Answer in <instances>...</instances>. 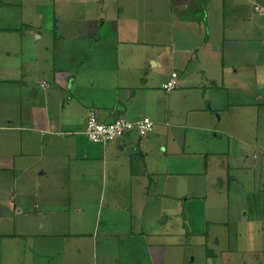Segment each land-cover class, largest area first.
<instances>
[{
	"label": "crops",
	"instance_id": "crops-1",
	"mask_svg": "<svg viewBox=\"0 0 264 264\" xmlns=\"http://www.w3.org/2000/svg\"><path fill=\"white\" fill-rule=\"evenodd\" d=\"M226 2L102 0L99 10L111 4L110 11L87 19L90 58L77 46L66 55L61 44V67L50 28L42 32L36 20H24L29 3L22 5V26H0V264H44L49 241L61 242L58 264H163V238L179 235L168 212L184 213L188 200H178L186 181L175 170L177 157L194 148L208 157L196 132L208 129L210 96L217 94L205 87L221 83L225 108L230 88L252 90L246 70L261 95L264 41L241 36L242 10ZM12 4L0 0V19L3 10L10 17ZM107 21L115 29L102 35ZM243 53L254 60L244 62ZM172 71L179 83L167 92L162 83ZM263 100L235 107L259 109ZM91 110L106 122L148 116L155 125L146 136L131 131L104 145L84 133Z\"/></svg>",
	"mask_w": 264,
	"mask_h": 264
},
{
	"label": "rangeland",
	"instance_id": "rangeland-1",
	"mask_svg": "<svg viewBox=\"0 0 264 264\" xmlns=\"http://www.w3.org/2000/svg\"><path fill=\"white\" fill-rule=\"evenodd\" d=\"M25 1L29 3V9L24 20H36L44 29L41 30L42 32H45V28H50L51 36L59 40L60 50L55 59L57 67H61V44L66 55L76 46L85 49L90 42V38L84 39L88 36L87 19L97 13L107 14L111 9V4H106L103 10H99L102 0ZM25 1L12 0V7L6 12L10 13V17L7 18L3 10L0 26L6 23L12 27L22 26L19 16L24 10L22 5ZM226 4L227 7L235 6L242 10L237 26L241 36L256 38L258 45L263 44L264 10H257L255 6L264 7V0H227ZM87 7H93L91 12L86 11ZM38 10L44 15L43 19H38ZM248 14L252 15V21L249 20ZM74 23H78L80 29L78 27L73 29L71 26ZM90 24L93 25L91 21ZM114 29L115 24H109L107 21L99 33L105 35ZM64 32H78L77 37H74L77 39L61 38ZM84 54L90 58L89 48L86 47ZM244 54L246 53H243L242 57L244 62L250 63L254 60L253 57L250 59L249 55L246 57ZM71 55H74V52ZM89 60L87 59V63L82 66L83 69L89 67ZM62 62L70 63L69 60ZM261 62L262 60L258 62L261 94L259 96L254 94L252 72L246 70L243 71L247 72L251 81L248 84L251 83L252 90L247 88V91L241 92L230 88V99L223 100L226 103L225 108L220 109L221 93H223L221 83L216 86L208 83L205 89L203 88L206 91V88L212 87V91L217 94L216 98L208 95L214 108L209 115L211 119L208 120V129H197L196 132L202 134L200 145L207 150L204 154L208 157L195 154L197 153L195 148L186 151V155L177 157L178 168L175 170L182 172L183 174L180 175L186 181L182 189L179 187L177 189V194L181 197L178 200L181 202L186 198L188 200L184 213H181L183 210L181 207L178 210L174 207L168 212V217L172 218L168 226L171 225L172 229L176 228L179 235L176 239L163 238V241L169 243H166V251L161 259L163 264H264V100L259 109L235 107L238 102L258 100L260 96L264 98ZM36 91H41L39 86ZM231 102L235 103L231 104ZM196 113L194 112L193 117H196ZM172 122L177 123L176 120ZM197 124L202 123L199 121ZM181 128L180 131H183L184 126ZM158 195L155 193L156 197ZM108 207L109 204L105 201L103 208ZM93 224L86 222L85 226L88 228ZM97 224H99L97 232L102 236L104 226L102 219ZM260 225L261 231L258 229ZM60 243V241L48 242L46 247L48 254L41 258L44 264L54 259H57L55 264L61 263ZM0 245L6 244L0 243ZM24 245L26 243L23 242L20 246ZM2 249L4 248L0 247V250Z\"/></svg>",
	"mask_w": 264,
	"mask_h": 264
},
{
	"label": "built area",
	"instance_id": "built-area-1",
	"mask_svg": "<svg viewBox=\"0 0 264 264\" xmlns=\"http://www.w3.org/2000/svg\"><path fill=\"white\" fill-rule=\"evenodd\" d=\"M256 8L260 9V6L257 5ZM178 83V72L172 71L170 78L162 83V88L169 92L176 88ZM154 125L155 121L148 116L136 120H131L124 116H117L113 120L106 122L101 120L96 111L91 110L84 133L90 140L107 145L110 141L122 137L131 131H136L139 135L146 136L153 130Z\"/></svg>",
	"mask_w": 264,
	"mask_h": 264
}]
</instances>
